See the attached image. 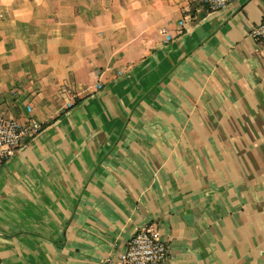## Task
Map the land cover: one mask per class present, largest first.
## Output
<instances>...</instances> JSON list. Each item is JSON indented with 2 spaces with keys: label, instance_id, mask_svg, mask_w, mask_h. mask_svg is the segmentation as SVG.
<instances>
[{
  "label": "crops",
  "instance_id": "obj_1",
  "mask_svg": "<svg viewBox=\"0 0 264 264\" xmlns=\"http://www.w3.org/2000/svg\"><path fill=\"white\" fill-rule=\"evenodd\" d=\"M263 19L0 0V118L43 127L0 167V264H119L150 224L164 264H264Z\"/></svg>",
  "mask_w": 264,
  "mask_h": 264
},
{
  "label": "built area",
  "instance_id": "obj_2",
  "mask_svg": "<svg viewBox=\"0 0 264 264\" xmlns=\"http://www.w3.org/2000/svg\"><path fill=\"white\" fill-rule=\"evenodd\" d=\"M209 11L227 7L234 0H196ZM165 42L171 40L166 28L162 29ZM251 36L264 44V19L252 29ZM29 106V110L31 111ZM42 124L33 117L20 122L0 118V167L11 160L20 147L42 131ZM170 256V246L154 224L138 229L120 255L119 264H164Z\"/></svg>",
  "mask_w": 264,
  "mask_h": 264
}]
</instances>
